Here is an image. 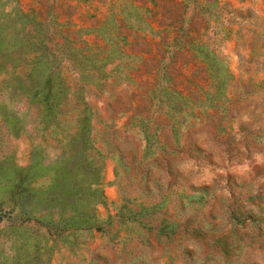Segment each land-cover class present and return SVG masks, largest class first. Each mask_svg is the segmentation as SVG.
Returning a JSON list of instances; mask_svg holds the SVG:
<instances>
[{
  "label": "rangeland",
  "instance_id": "1",
  "mask_svg": "<svg viewBox=\"0 0 264 264\" xmlns=\"http://www.w3.org/2000/svg\"><path fill=\"white\" fill-rule=\"evenodd\" d=\"M0 264H264V0H0Z\"/></svg>",
  "mask_w": 264,
  "mask_h": 264
}]
</instances>
